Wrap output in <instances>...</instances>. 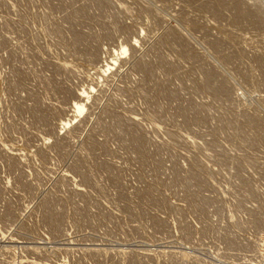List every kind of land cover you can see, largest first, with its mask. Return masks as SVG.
<instances>
[{"label": "rangeland", "instance_id": "obj_1", "mask_svg": "<svg viewBox=\"0 0 264 264\" xmlns=\"http://www.w3.org/2000/svg\"><path fill=\"white\" fill-rule=\"evenodd\" d=\"M0 264H264V0H0Z\"/></svg>", "mask_w": 264, "mask_h": 264}, {"label": "bare ground", "instance_id": "obj_2", "mask_svg": "<svg viewBox=\"0 0 264 264\" xmlns=\"http://www.w3.org/2000/svg\"><path fill=\"white\" fill-rule=\"evenodd\" d=\"M130 48L132 49V50H134L135 49V45H131L129 48L128 47H123L122 48V50H121V53H120V55H119V57H118V59L117 60H115L116 62L118 61H120V59L121 58H123L122 56H124V55H126L128 52H129V50H130ZM116 64V63H115ZM113 66H114V64H113ZM109 67V66H108ZM108 70H110V67H109V69ZM107 70V71H108ZM92 91V90H91ZM91 94V92L90 93H87V92H83V95L80 97L81 98V100L80 101H78L77 103H75V107H73L74 109H73V111L75 112V114H76V118L77 117H79L80 115H82L84 112H85V110H86V108H87V104H85V101L82 99V97L83 96H85V98L87 99V100H89L90 99V95ZM84 98V99H85ZM87 102V101H86ZM71 124V121H69V122H67L65 125L66 126H63V128H66V127H68V125H70ZM55 129V128H54ZM250 251V250H249ZM253 261V260H252Z\"/></svg>", "mask_w": 264, "mask_h": 264}]
</instances>
